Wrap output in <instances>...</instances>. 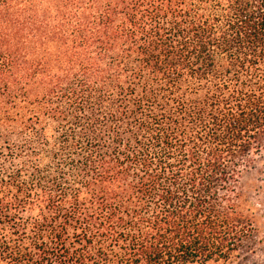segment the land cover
Instances as JSON below:
<instances>
[{
  "label": "trees",
  "instance_id": "1",
  "mask_svg": "<svg viewBox=\"0 0 264 264\" xmlns=\"http://www.w3.org/2000/svg\"><path fill=\"white\" fill-rule=\"evenodd\" d=\"M263 148L264 0H0V264H227Z\"/></svg>",
  "mask_w": 264,
  "mask_h": 264
},
{
  "label": "rangeland",
  "instance_id": "2",
  "mask_svg": "<svg viewBox=\"0 0 264 264\" xmlns=\"http://www.w3.org/2000/svg\"><path fill=\"white\" fill-rule=\"evenodd\" d=\"M253 159V165L244 169L239 182L240 209L252 218L253 230L227 264H264V148Z\"/></svg>",
  "mask_w": 264,
  "mask_h": 264
}]
</instances>
